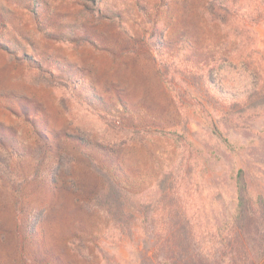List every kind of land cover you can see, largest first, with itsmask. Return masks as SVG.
Masks as SVG:
<instances>
[{
    "label": "rangeland",
    "instance_id": "374dc122",
    "mask_svg": "<svg viewBox=\"0 0 264 264\" xmlns=\"http://www.w3.org/2000/svg\"><path fill=\"white\" fill-rule=\"evenodd\" d=\"M220 1L229 10L209 0H0V264L146 262L157 181L181 158L169 132L195 149L181 167L205 222L233 213L238 168L264 196V5ZM158 54L187 74L166 69L165 79ZM89 157L145 203L136 228L121 225L115 239L93 204L102 181Z\"/></svg>",
    "mask_w": 264,
    "mask_h": 264
},
{
    "label": "trees",
    "instance_id": "16d2710c",
    "mask_svg": "<svg viewBox=\"0 0 264 264\" xmlns=\"http://www.w3.org/2000/svg\"><path fill=\"white\" fill-rule=\"evenodd\" d=\"M257 1L264 5V0ZM209 5L222 11L229 10L228 3L220 0H209ZM99 9L97 8V11H100ZM158 60L163 76L166 69L172 76L176 75V72L187 74L188 66L181 63L182 61L172 60L166 63L161 54H158ZM199 75L204 81L205 72L200 71ZM169 81V88L178 93V89ZM185 92L188 90L185 89ZM193 103L199 105L197 99L191 104ZM198 109L211 132L227 148L234 150L235 147L216 124L207 118L201 108ZM168 134L173 136L181 158L177 165L163 171L161 179L157 181L161 191L150 208L148 217L153 235L152 253L148 260L141 264H264V196L258 194L253 197L250 194L245 171L238 168L233 175V213L219 225L205 222L199 205H188L187 182L191 179L181 167V164H186L187 156L195 152V149L191 147L184 133ZM89 162L91 169L102 181L93 195V204L108 218L111 223L109 237L115 239L114 231L117 232L121 225L128 229L136 228L139 221L136 213L145 203L140 193L132 191V186L127 184L116 169L102 166L94 157H89ZM34 223L33 218L32 224L29 225L30 231L34 230Z\"/></svg>",
    "mask_w": 264,
    "mask_h": 264
}]
</instances>
